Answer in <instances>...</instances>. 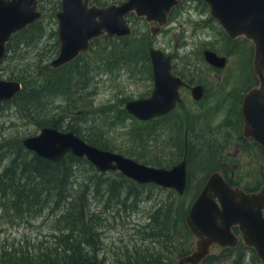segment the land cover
<instances>
[{"label":"rangeland","instance_id":"rangeland-1","mask_svg":"<svg viewBox=\"0 0 264 264\" xmlns=\"http://www.w3.org/2000/svg\"><path fill=\"white\" fill-rule=\"evenodd\" d=\"M54 9L56 0H44L43 6L38 7L42 13L43 27L47 30L46 35L39 43L32 40L29 45L20 47H16V43L24 41L26 37L17 38L5 62L0 65L1 79L13 80L10 78L12 73L33 71L32 67L37 64L38 59L40 67L30 75L32 81L46 74L41 67L56 57L53 54L54 41L58 40V34L54 38L51 33L58 31L55 14L60 7L56 11ZM127 19L132 29L130 40L125 42L121 40L124 38L100 37L71 65L74 77L70 95L65 92L53 96L41 105L39 111L35 107L27 108L20 102L0 103V147H4L0 157L6 156V162L10 163L14 156L9 154H23V139L36 136L42 128L50 126L42 124L43 121L52 123L56 120L57 130L75 132L91 146L104 148L101 150L120 154L149 167L170 168L178 161V156L162 154V136L159 135V129L157 135L139 136L143 128H153L155 123L144 125L125 110L128 101L146 98L152 92L153 79L148 48L152 46L165 55L172 56L173 71H209L210 67L203 61L200 52L207 45L229 55L227 71H252L251 59L249 65L244 50L246 46L242 42H234L229 46L220 26L210 16L208 5L202 1L183 0L153 42L150 41L148 25L143 19H137L133 15H128ZM143 46L146 47L145 52ZM126 47H133L134 52L122 57L121 53ZM77 70L84 73L83 80L75 72ZM22 82L30 83L31 80ZM253 82L254 78L248 75L247 79L239 80L236 84L245 83L248 87ZM225 158L235 159L231 168L235 170L237 167L236 175L247 171L251 174L250 180L264 184V176L259 171L254 172V167L248 165L252 161L251 156ZM239 162L242 166L238 165ZM198 165L196 161H191L189 182L181 196L173 190L154 184L139 185L119 172L100 173L92 171L86 164L76 165L68 186L73 187L74 191L90 185L97 186L99 175L106 174L101 176L103 180L124 187L123 193H132L128 200L108 201L107 196L103 195L104 187L98 186V193L91 188L87 196V217L84 223L92 226L93 236L89 244L93 247L87 243L81 244L83 253L88 258L83 264H137V254L146 249H154L151 246L148 225L157 224V214H162L165 210L177 212L179 215L185 210L187 213L201 191L200 180L207 173V169L202 170L203 167H200L206 164ZM241 178H244L241 185H245L248 178L245 174ZM65 182L67 187V178L63 184ZM44 199L48 201L46 205H39L35 210L32 207L23 214L16 210L11 211L10 206L0 199V256L4 251L15 257L30 255L35 259L47 253L57 256L63 253L58 241L64 240L63 235L66 234L61 218L66 213L67 200L60 202L63 199L56 195L43 196ZM152 215H155L154 219H150ZM171 230L174 233L170 238L173 245L169 250L183 249L184 253L190 252L195 239L190 235L184 221ZM86 236L87 234H83L76 239L84 241ZM159 250L156 247V251ZM174 251L170 254L171 264L180 256ZM240 253L237 252V255ZM246 257H249L248 260L240 264H261L251 252ZM211 261L210 264H236L230 256H221L219 250L213 251Z\"/></svg>","mask_w":264,"mask_h":264},{"label":"water","instance_id":"water-1","mask_svg":"<svg viewBox=\"0 0 264 264\" xmlns=\"http://www.w3.org/2000/svg\"><path fill=\"white\" fill-rule=\"evenodd\" d=\"M55 14L58 23V54L48 64L59 69L74 61L90 48L91 41L103 36L127 38L132 29L127 16L134 14L148 25L150 41L165 28L171 10L181 0H125L120 4L99 7L91 0H60ZM208 5L210 16L231 40L244 38L253 45L252 69L258 80L242 101L243 133L258 143L264 153V0H199ZM42 17L38 0H0V65L11 37ZM148 55L153 74L150 96L128 101L125 110L135 119L146 122L161 117L179 102L180 78L171 74V58L152 46ZM204 60L223 68L226 60L205 51ZM17 81L0 78V103L10 102L20 93ZM199 89L193 90L198 93ZM23 147L37 157L57 164L66 155L85 158L100 173L119 172L139 185L154 184L183 195L186 187L185 160L169 169L154 168L84 142L73 132L44 127L39 134L22 140ZM184 223L196 239L194 250L176 264H200L212 246L234 247L237 228L247 245L255 248L264 264V186L245 193L231 188L217 172L211 174L191 204Z\"/></svg>","mask_w":264,"mask_h":264},{"label":"trees","instance_id":"trees-1","mask_svg":"<svg viewBox=\"0 0 264 264\" xmlns=\"http://www.w3.org/2000/svg\"><path fill=\"white\" fill-rule=\"evenodd\" d=\"M43 2L44 0H38V7L43 6ZM113 2L120 4L123 1L103 0V2H101V0H92V3L99 7L111 5ZM59 7V0H56V9H54V11L59 9ZM41 19L27 26L22 31L14 34L11 37L9 43L6 46V54L3 58V63L5 62L11 47L16 43L17 38L26 37L24 41L16 43V47H20V45L27 46L32 40L35 43H39L42 40V38L46 35L47 30H45L43 27ZM56 34V32L51 33L54 38L56 37ZM130 39L131 37H127L121 40L126 42ZM54 48L55 51L53 54L56 55L58 52L57 39L54 41ZM143 51H146V47L144 46ZM133 52V47H126L125 51H123L121 55L122 57H127ZM37 56H39V53H37ZM80 57L81 56H79L70 64L59 68L58 70H53L49 68L48 64H45L43 68L41 67V69L45 70L46 74L42 78L41 76L36 78L34 81H32L30 75H32V72L35 69L40 67L39 59L37 60V64L32 67L33 71L12 73L10 78L20 82L22 85V90L14 97L11 103L16 104V102H20L25 104L27 108L30 107L33 109V107H35L39 111L42 108L41 105L44 104L45 101H49L53 96L63 94L65 92L67 95H70L71 87L73 85L72 80L74 77V71L70 67ZM75 72L79 74L80 80L84 79L83 72L80 73L78 70ZM33 75L36 76L37 73H33ZM27 80H31V82H22ZM45 122L46 121H43L42 124H47L46 126L50 125L49 127L56 129L58 127V121L56 120L52 123ZM141 123L144 125L155 123V127L149 128L148 130L143 128L141 130L143 134L141 132L139 136L145 135V137H151L152 135L158 134L159 119L152 121L151 123ZM136 134L138 136V132H136ZM97 148L104 149L100 147ZM3 149V146L0 147V152H2ZM22 151V155L19 154V152L13 154L5 153L6 155L9 154L14 156V158L10 160V163L6 162V156L0 157V199L2 202H6L10 206L11 211L16 210L22 214L29 212L32 207H34L35 210V208L39 205H46L48 201L45 199L43 200V196L47 197L56 195L63 199L60 200V202L67 200L65 203L67 210L65 215H63L61 218V223H63L62 228L66 231V234L63 235L64 240L58 241V245L62 249L63 253L59 256L47 253L46 255H42L35 259V257L30 255H21L20 257H15L13 254H9L4 251L0 256V264H83V262L88 260V258L85 257L83 248H81V244L87 243L88 246L93 247L91 244H89V241H91L93 236L92 226L89 223H84V219L87 217V196L90 193L91 188H94V191L97 192L98 186L104 187L105 189L103 195L107 196L108 201L112 200L119 202L121 200H128L132 196V193H123L125 190L124 187H119V185L115 182L109 183L106 180H103L101 176L106 174L99 175L100 178L96 182L97 186L90 185L82 188L79 191H74L73 187L69 188L68 186L69 181L73 178V170L76 165L86 164L92 171L99 172L85 158H77L71 154H68L59 163L54 164L37 157L35 154L24 150V148H22ZM66 178L67 187L66 182L63 184V181ZM122 196H124L123 199ZM156 213H159V211ZM186 214V210L183 211L182 215L177 214V212H171L170 210H165L162 212V214H157V224L148 225V228L150 229L149 235L151 246H153L154 249H146L140 254H137L135 260L136 263L168 264L171 259L170 254L174 250V252L182 255L184 253L183 249H172V251H170L169 248L173 245L172 241L170 240L174 234L171 228H174L177 224L182 223L186 217ZM154 216L155 215H152L150 219H154ZM72 224H75V227H72ZM83 234H87L84 241L81 239H76L77 236H82ZM156 247H159L160 250L156 251Z\"/></svg>","mask_w":264,"mask_h":264},{"label":"flooded vegetation","instance_id":"flooded-vegetation-1","mask_svg":"<svg viewBox=\"0 0 264 264\" xmlns=\"http://www.w3.org/2000/svg\"><path fill=\"white\" fill-rule=\"evenodd\" d=\"M182 1H180L178 6H180ZM175 8L171 10L169 17ZM223 34L229 46H232L231 44L234 42H242L247 47L244 50L248 56V64L251 59L252 68L254 56L252 43L244 38L231 40L224 32ZM233 48L235 49V45ZM205 51L214 52L217 56L225 58V66L223 68H215L207 64L203 55ZM200 52L203 61L210 67L209 71H173L174 59L169 56L171 58V74L180 78L183 82V85L179 88V102L167 114L146 122L151 123L159 119L162 154L178 156V161L171 167L185 160L187 184L189 182V165L191 161H196L199 164L198 166L206 164L200 166L203 167L202 170L207 169V173L200 180L201 189L205 186L211 174L217 172L231 188H238L245 193L257 192L264 184H259L260 181L250 180L251 174L247 173V171L236 175L237 167H235V170L231 168L235 159H226L225 157L251 156L252 161L248 165L250 164L254 167V172L258 173L259 171L260 175L264 176V153L262 148L252 138H247L243 133V97L250 89L257 87L258 80L253 73V69L252 71H227L229 60L227 53H220L210 45L202 48ZM248 75L254 78V82L250 86L247 87L248 84L245 83L236 84L239 80L247 79ZM196 88L199 89L198 93L193 92ZM238 165L242 166V163L239 162ZM244 174L248 180L245 181V185H241V182L244 181L241 176ZM232 233L238 239L234 247L221 248L216 245L212 246L210 254L200 264H210L214 250H219L221 256H230L236 264L247 261L249 257L246 256L251 252L261 263L255 248L243 241V236L239 230L234 227L232 228ZM194 246L190 252L180 255L173 264H176L181 257L190 254L194 250ZM239 251L241 253L237 255Z\"/></svg>","mask_w":264,"mask_h":264},{"label":"bare ground","instance_id":"bare-ground-1","mask_svg":"<svg viewBox=\"0 0 264 264\" xmlns=\"http://www.w3.org/2000/svg\"><path fill=\"white\" fill-rule=\"evenodd\" d=\"M53 128V127H52ZM56 129V128H55Z\"/></svg>","mask_w":264,"mask_h":264}]
</instances>
